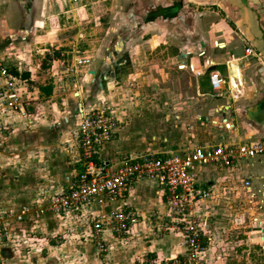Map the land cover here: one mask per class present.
Wrapping results in <instances>:
<instances>
[{
  "label": "rangeland",
  "instance_id": "obj_1",
  "mask_svg": "<svg viewBox=\"0 0 264 264\" xmlns=\"http://www.w3.org/2000/svg\"><path fill=\"white\" fill-rule=\"evenodd\" d=\"M22 2L25 16L33 19V33L0 35L3 64L9 71L28 73L27 79L13 76L6 85H0V214L4 215L0 223L6 233L0 238V264H171L176 258V264H183L184 251L175 257L146 253L145 248L154 239L182 237L171 229V216L164 204L162 209H156L158 198L164 202L159 191L145 203V210H137L138 230L133 232L132 227L114 244L104 232L98 236L90 234L80 218V210L58 213L52 200L59 191L54 187L56 181L66 185L84 169L78 137L81 126L93 113L103 114L101 123L112 131L110 138L101 139L100 161L113 163L124 156L174 151L185 138L181 136V126L167 118V107L173 102L161 90L180 89L183 94L189 90L193 94L192 72L173 64L163 66L161 69L170 70L171 80L156 87V81L144 80L139 75L141 70L149 71V58L134 59V51L130 50L120 66L110 59L109 62L105 48L100 47L117 20L111 0ZM133 22V18L129 19V28ZM114 50L121 49L116 46L110 53L107 51L113 60L117 56ZM104 69L111 72L110 80L103 77ZM203 82L204 89L210 90L206 78ZM40 86L47 94L39 91ZM176 92L173 106L183 99H178ZM192 101L191 97L190 104L197 107ZM197 111H192L191 120ZM189 132V142H194L192 138L197 137L198 131L192 127ZM182 144L185 148L188 142ZM93 145L90 141L85 147L92 150ZM134 186L125 196L126 202ZM229 200L246 207L242 193L240 198H227L215 208L216 212L204 203L202 212L208 214L205 228L214 237L210 246L205 240L201 264H263V250L248 241L245 229L238 227L246 224L248 214H243L239 223H231L234 210ZM44 214L51 221L42 233L39 225ZM56 217L62 221L55 220Z\"/></svg>",
  "mask_w": 264,
  "mask_h": 264
},
{
  "label": "crops",
  "instance_id": "obj_2",
  "mask_svg": "<svg viewBox=\"0 0 264 264\" xmlns=\"http://www.w3.org/2000/svg\"><path fill=\"white\" fill-rule=\"evenodd\" d=\"M22 1L0 0V35L33 33V29H30L33 19L25 16ZM111 1L116 9L113 11L117 14V20L112 23L111 33L105 38V44L100 47L103 46V50L105 48L108 61L110 59L113 64L120 66L125 60L124 55L129 56L127 52L130 50L134 51V59L138 57L141 60L143 56L149 58V71L141 70L139 75L144 80L156 81V87L161 82L168 83L171 80L170 70L161 69L163 66L170 67L173 64L178 69L192 72L193 94H189V90L184 94L180 89L178 92L169 88L161 90L165 97L172 98L171 107H167L170 111L167 118H173V122L181 126L180 133L185 138L182 143L188 142L187 146H192L211 142L264 140V0ZM131 18L134 22L129 28ZM116 46L117 50H121H114L117 56L113 60L107 51L110 53ZM247 48L250 49L248 53L245 51ZM44 50L41 49V52ZM102 64L105 65V60H102ZM101 71L104 72V78L111 79V72H105V69ZM214 71L221 78L220 88L216 90L211 85V72ZM112 74L117 75L114 72ZM117 77L114 76V79L117 80ZM203 78L208 81L210 90L204 89ZM104 83L105 80L101 84L103 93ZM173 92L177 93L178 99L183 97L181 101H177V106H173ZM191 97L195 100L192 103H196L198 108L190 104ZM195 110L194 120H191L189 116ZM192 127L198 132L197 137L192 138L194 142H189V128ZM171 141L175 143L177 140ZM182 143L169 152L183 149ZM195 176L198 182L211 189L209 197L198 205V212L205 217L208 214L202 210H205L206 203L215 210L230 196L240 198V193L243 194L246 203L244 208L236 202L228 201L234 210V214H230L231 223L234 220L239 223L243 214H248L246 224L238 227L245 229L248 241L261 248L264 256V153L242 160L230 168L199 166L195 169ZM41 179L45 180V177ZM67 179L66 177L64 180ZM246 181L249 186H245ZM58 182L54 187L60 190L64 184ZM157 188L153 181H136L127 204H131L136 211L145 210V203L151 200L154 193L160 192ZM162 205L163 201L158 198L156 209H162ZM118 206V202H110L88 207L87 211L97 213L116 209ZM234 215L238 217L234 219ZM47 216L44 214L40 220L42 233L49 227V220L51 221ZM54 219L62 221L59 217ZM243 219L245 222V217ZM209 221L212 222V218ZM136 226L139 225L133 226V232L137 229ZM209 227L210 224L207 229ZM103 234L110 235L112 244L121 239L107 230ZM205 234L210 246L214 236L211 238V232L207 233L206 228ZM181 238L166 236L154 239L145 248L146 253L157 257H175L185 250Z\"/></svg>",
  "mask_w": 264,
  "mask_h": 264
},
{
  "label": "built area",
  "instance_id": "obj_3",
  "mask_svg": "<svg viewBox=\"0 0 264 264\" xmlns=\"http://www.w3.org/2000/svg\"><path fill=\"white\" fill-rule=\"evenodd\" d=\"M245 51L248 53L250 49ZM2 60L0 58L1 87L13 77ZM211 73L212 88L219 89L221 78L216 71ZM13 102L10 101L11 107ZM102 117L103 114L99 115V112L93 113L81 126L79 156L84 160V169L55 194L52 203L57 212L80 210V218H84L90 234L98 236L107 230L113 236L120 237L139 221L138 212L128 206L125 196L136 181L151 180L164 198L163 204L171 216V229H176L183 238L185 256L182 263L201 264L202 255L206 252L207 218L198 212V205L209 197L211 189L197 181L195 169L205 165L230 168L242 160L263 154L264 140L194 144L176 152L124 156L111 163L99 160L101 139L112 136L110 126L101 123ZM90 141L94 144L92 150L85 147ZM244 184L249 186L248 181ZM110 202H118L119 206L97 213L87 211L88 207ZM3 217L2 212L0 221ZM3 225L0 223V238L6 235ZM176 259L171 264H176Z\"/></svg>",
  "mask_w": 264,
  "mask_h": 264
},
{
  "label": "trees",
  "instance_id": "obj_4",
  "mask_svg": "<svg viewBox=\"0 0 264 264\" xmlns=\"http://www.w3.org/2000/svg\"><path fill=\"white\" fill-rule=\"evenodd\" d=\"M8 72L12 76L20 78V79H27L28 78V73L27 72L25 74H23V75L19 74L16 70H10V71L8 70ZM38 89H39V91L47 94V92H46L47 90L43 86H40Z\"/></svg>",
  "mask_w": 264,
  "mask_h": 264
}]
</instances>
